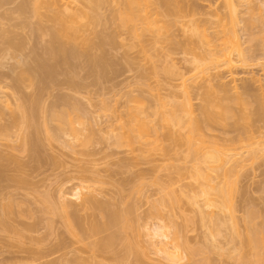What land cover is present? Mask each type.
<instances>
[{
    "label": "rangeland",
    "instance_id": "rangeland-1",
    "mask_svg": "<svg viewBox=\"0 0 264 264\" xmlns=\"http://www.w3.org/2000/svg\"><path fill=\"white\" fill-rule=\"evenodd\" d=\"M29 1L30 0H23V1L13 0V2L9 1L8 4L6 2V4L0 5L1 6L0 15L2 14V17L0 16L1 17L0 19L2 20L1 22H3V23L0 22V24L5 25L4 22L6 23L8 20L9 23H12V24L7 23L8 25H10V29L11 28H13L12 30L15 29V31H12V32L15 34L17 32V35H18L17 37H19L23 41L22 48H18L19 50H17L16 48L15 49L16 51L14 52H13L14 49L13 50L10 49L9 50L10 53L8 52L9 53L8 56H7V50H6L7 48L5 49L6 51L3 49V47L6 45L0 42L2 45H4V46H0V50H1V47L3 49V51L1 50L0 52V59H1L0 61V85H1V88L2 86L5 87L4 89L3 88L2 89L3 91H7L6 93L8 94V97H9L6 99L7 94L5 95V92H4V96H5L4 97V96H1V92H0V97L2 101L4 99L5 101L7 100V102L13 101V99L15 100L17 99V97H19L18 99L22 100L21 97L26 98L28 96H25V95H31L33 91L38 92L35 90L38 84H35V86L31 84L33 83V80L37 82L35 80L36 79L35 76H37L36 75L37 72L36 74L33 75V80L31 82V80H28L29 78L31 79V77L25 75L26 73L25 71H19V70L27 69V73L29 72L28 73L29 75L32 72V70L35 69L34 71H37V67L35 66L36 64L34 65L35 62L32 60L33 58L30 59L31 57L29 55L32 56L31 53L32 52L34 53L35 50H36L35 51L36 53L38 52L40 55H43L45 51H49L52 49L53 45L49 41L50 39L48 36L49 30H47L48 29L47 27L51 26L50 25L52 23L51 18L53 17L56 11L58 10L64 11L63 3H66L68 1L69 2L75 1L78 5L79 4L81 5L83 3L81 2V0H46V4L40 10L41 11L40 16H35L34 14L27 13V12H23L19 14L17 12L16 15L12 14L13 12L15 13L17 11L18 7H20L19 3L20 4L23 2L28 3ZM219 5L226 6V0H177L178 9L176 8L177 10H175L176 12L174 14L167 12V10H165L164 8L165 6L161 7V11L163 12L165 16L163 17L160 15L158 17L163 18L164 21H167L165 22L164 28L161 29L163 34L164 33L174 34V35L177 34L178 37L180 38L182 31L184 32V30H186V35L190 36L191 38L189 39L192 40L190 41L191 42L190 44H188L189 41L188 42L185 41L184 49L177 48L178 45H176L175 51L173 50L174 45H171L173 46L171 48V46L169 45L170 44L169 41H162L159 43H154L153 45L144 46L143 48L144 51L140 53L139 47H132L131 45H129V43L133 41L132 39H130L129 29L127 26L120 25V20L118 16L114 17L115 20L112 23L109 20L108 21L110 23L108 21H105L106 24H104L105 22L102 24L103 21H101L99 24L93 25L90 22L86 21L87 23L85 22L83 23L84 26L83 25L81 26V28L83 27L84 28L82 29V31L78 33V37L76 41L75 39L71 41V46L69 45L70 39H67V38L63 39L65 43H66V39L68 41L67 44L65 45L66 48L70 47L69 49H72L73 47L76 46L75 49L79 48L82 50L85 46L83 44L85 43L83 42L84 37H87V36L89 38L94 37L97 40V35L99 37L100 34H102V33L99 34V31L103 32L107 30L106 32H108V29L115 28L116 30L115 29L114 30L117 31L118 34L123 35L117 38L118 40L114 43V45H112L113 43L107 44L102 47L103 48L102 51L98 50L99 53L103 52L102 55L104 58L108 56L107 59H105V63H106V60L109 61L108 59H114L113 61L114 63L112 62V60H110V63H113V65L110 64L109 62L105 64L106 71L104 70L102 72H105V73L107 72V73L103 75L102 80H100V78H97L99 79L98 82L100 83H97V84H95L96 82L94 83V81H96L95 80L96 78L94 77L95 75L93 76V74L98 73L99 72L98 69L96 68L98 71L96 72V70H93L95 69L94 67L92 69L93 70L92 72L91 67L93 66V64L89 62L90 64L89 65L88 63H86V61L84 60L81 61V58H80L79 60L80 62L78 64L79 66H77L75 70H73L74 68L71 70V72L72 71L76 72L75 74L77 75V79H74V80H77V81L79 80V83L83 82L82 84L85 83L84 85L82 84L80 85V87L83 86L80 89L81 92L79 91L80 93L79 92L76 93L75 90L73 89L74 87L70 89L72 85L70 86L65 82L64 78L68 80L67 76L70 75L68 73H71L67 71L65 72L67 76L65 75V73H62L64 75L62 74H59L60 76L58 75L59 80L57 81L58 82L61 81L60 83L57 82L56 84L54 83L51 84L48 82L50 84L49 85L47 83L48 86L47 85L46 86L48 88L46 86H44L45 87L44 89L41 87L42 92L40 94L34 93L35 95H38V94L40 95L39 97L40 101H38V104L40 102L42 107L45 106L46 109H49L50 105L55 104L52 102H55L60 97H63L66 100H69L71 98L70 101H75V99H77L76 102H78L77 103L78 106L79 107L83 106L81 109L85 110L88 116L86 117L88 119L85 118L87 119L85 120V122H84V119H83V122H81L82 120L78 119L76 120L77 122L73 121V123L75 122L74 124L75 126L77 125V128L80 127L79 125H82V126L86 125L87 131L85 129L84 132L83 131L81 132L82 133L81 135L82 137L87 138L85 136V133H86L88 138L86 140L84 138H79L78 141L76 140L72 141V143L69 144V145H72V148L69 145H64V143H62L63 141L62 139L64 137L66 139H69V137L67 136H64L61 140H53V138L51 140V137L47 136V133L48 134L50 133L49 132L50 128L53 129L54 132L56 131L55 133L57 134L59 133L57 131L59 130L57 129L59 128V125L58 126L56 125V123L57 124L59 123L57 122L58 120H56L55 122L56 118L54 120L50 119L52 116L51 112L47 110L49 113L46 114L47 112L45 111L46 110L45 107L43 109L39 107V110L42 109L45 111V113L43 111H39L41 113H38L39 119H40V121L37 119L38 122H41L44 117L51 115L50 117L47 118L46 122H44L45 119L42 121V123L44 122L42 126L45 130L48 126L50 128L48 127L49 129H47L48 132L46 130V133L45 131L44 132L42 131V133L38 131L39 129L42 130V128H39L37 130V132L42 134L40 135L38 133L40 136L37 137L39 138L41 142V143L38 142L39 144H41L40 146L41 150H39L40 148L38 150H36L37 148L35 149L37 152L39 151L38 153L40 155L37 154V152L35 151L38 157H36L37 155H34V154H31L32 155L31 156L29 153L31 151H29V149L27 150L28 147L25 144L24 135L25 136L31 135L30 131L32 132L36 131V130H33V129H36V128H33V126L34 127L37 126L36 125L37 123L33 126H30V125L27 126L28 124L26 125L23 121H21L22 119L20 120V117L18 118L15 115L16 118H18L19 120H15L16 118L14 117L13 118L14 121H12V118H11L10 120L12 122L9 121L11 123L10 124L8 122V119H9L8 114L5 115V113L8 112L11 115L15 113L17 109L13 107L12 108L13 110H12L11 107H9L11 111L10 112L9 110H7L8 107L6 108V106H3L4 104L2 105L4 109H2L1 107L2 102L0 101L1 102L0 112H3V113H0V116H1L0 119H2L0 120V125H1L0 130L1 128L5 127L6 129L5 133L7 132L5 134L7 135V139L4 136V134L0 136L1 137L0 138V152H4L2 153V156L0 157L3 158V155H6L7 153H8L7 155H11V157H9L10 159L9 161L6 160L8 159L7 156L5 157L6 159L0 158L1 167L5 166L3 167L4 170L7 168V166H9V169L7 168L8 170H5V173L7 172V175H5V178L4 176H2L4 179L0 180V184L1 185L3 184L2 186L5 190L4 191L3 188L1 187L4 192L0 190V193H2L0 194V199H4V197L8 198L10 196L12 197V200H15L16 198L17 203H20V204L23 203L21 204L23 206L22 207L15 202L16 200L14 201L15 204H17L16 207L20 206L18 209L16 207H13L12 209L5 207L6 212H7V209H9L8 210L9 212L12 211L10 214L8 212L9 217H7V216H4L5 214L7 215V213H3L5 202L4 203L2 202L5 200H0V202L2 203V204L0 203V264H136L135 260H139V264H255V263L262 264L264 263L262 262V260H264V258L262 257H261L262 259L260 258L259 260L260 263L257 260L259 259L260 256L256 257L257 252L255 253L256 249H254L255 244H256L255 242L256 235H254L253 232L251 231V229L256 227L255 225H257V227L254 228V231H256L255 233H258L259 235H264V233H262L264 232L262 231L264 230V134H262L264 133V127L261 126L262 122H264L262 121L264 119H261V118H264V112L260 111L262 110V106H264V99H262L260 96L261 94L262 96H264V57H261L262 59L256 58L255 56H257L258 52H260V50L256 49L258 51L254 53L249 52V56L251 58L250 62H246L244 64L242 62L241 64V61L238 60L239 57L236 51L234 50L216 51L213 45H211V43H207L206 40L212 36L214 28L206 25L207 27L206 32L208 33V36L202 37L198 35V32H196L197 30L194 29L195 27L193 26V24H191V21L193 19L196 20L200 18L210 17L209 13ZM171 6H169V8ZM261 7L262 9H264V3H261ZM3 9L4 10L8 9V11L11 10L12 13L10 12L9 13L12 14V16L11 15L10 16L13 18L17 16L18 14L17 16L18 18L15 17L13 20H10L12 18L9 19L8 17H6L7 20H5V16L7 15H5L6 14L5 13L4 14L5 16L3 18V13H1V12H4L2 11ZM166 9H168V7H166ZM262 9L260 8V10ZM169 10L170 9H168V11ZM170 11H172V9ZM101 12L103 13L102 15H106L108 17L109 15L108 6L104 5L101 9ZM261 12H264V10H262ZM102 15L101 17H104ZM19 16L21 17L19 18ZM16 18L18 20L19 19L21 20L18 21ZM3 19L5 21H3ZM17 21L18 23H16ZM14 23L18 25L20 24L18 28H14L12 26V25H15L16 27V24ZM36 24L37 26L38 24L42 26V28L38 26L39 28H41L40 31H37L38 29L34 30V28H36L34 27ZM79 24L77 23V25ZM240 24H241V28L239 26L238 27L239 30L242 29L243 23H240ZM6 25H5V28H7ZM144 34H147L145 37H148V34H151V33L149 31L148 32L145 31ZM125 36H126V39H121L122 37H125ZM77 43L78 45L80 44V46H82V44L84 46L83 47L77 46ZM183 44L184 43H182V45ZM249 44L250 43H248L247 45L245 43L244 46H249ZM193 45H195V47L196 46L201 47L199 49L200 51L197 52L196 51L197 49L194 51ZM88 46L86 45L87 49H88ZM169 46L173 51L172 53L171 51H168V53L170 52L169 57L167 56L164 57L165 56L164 51L168 49L167 47ZM190 47L193 49L195 54L196 53L198 54L199 52L200 54L201 52L203 53L202 55H199V57L203 58V59L201 58L200 65L196 68H193L192 70H190L192 67L191 68L189 67L193 65L190 63H187V61L186 62L183 61L184 57H187L185 59L189 58L190 60H192V58L194 57L193 56L194 54L189 55L191 52H189V54L187 52L186 54V51H185L186 48L189 49ZM181 49L184 50V54ZM210 49L212 51H210ZM90 50L91 51H89L88 49L87 51H89L90 53L94 51V49L92 50V48H90ZM145 50L147 51L145 52ZM4 51L6 55L5 53H3ZM11 53L12 55H10ZM253 54H256V55L254 56ZM130 55L133 57H131ZM45 56H46V53L44 57ZM127 57H131L132 59L134 58L133 63L132 61H129V60L127 61ZM20 59L22 60L30 59V61L32 62L27 60L23 64V62L20 61L22 62L23 64L22 65L18 62V60ZM227 59H233V62L231 64H228L226 62ZM252 59L256 61L253 62ZM46 61H47V58L45 59L44 63L48 64L49 63L48 61H50L49 64L50 65L53 64V59L51 58L47 62ZM77 61L76 62L74 61V62L78 63ZM172 63H174L175 67L178 68V71L176 74H171L170 72H168V68L169 69L172 68L169 66H173ZM24 65H26L25 68L23 67ZM153 66H156L159 69L156 70V72H154L153 70H155L156 67L154 68ZM30 67L32 68L36 67V68L32 69ZM74 67H76L75 64H74ZM12 68L13 69L16 68L15 69L16 71L14 70L15 73L13 72L14 76L15 75L17 76L16 72L17 73L19 72L18 77H20V72L21 73L25 72L24 74H21L22 76L24 75V77L21 78L20 82L18 81L20 78L18 80L15 79V77H14L15 80L11 78L13 77V76H10L12 74L11 72L13 70ZM19 68H22V69H19ZM152 68L154 69L152 70ZM142 69H144L145 72L142 71ZM74 72L71 73L72 75L70 77L75 78V75H73ZM141 72L144 73V76L145 75L146 76L141 77L140 75ZM99 76L100 74L98 73L96 77H99ZM25 77H29V78H25ZM57 77L56 79H58ZM101 78H102V75H101ZM81 79L82 81H80ZM16 80L17 82H19V84L16 83ZM54 80H52L51 82H53ZM74 80H72L73 84L75 82ZM138 80L147 82V84L150 85L151 89L150 88L147 89L146 84H144L146 87L144 85H143L144 87L140 86L141 83L139 84V82H137ZM77 81L76 83L79 84ZM245 82H250L252 89H242V86ZM14 84L16 87L11 88L13 87L12 85ZM5 85L9 87L11 85L10 87L11 89H7L9 87H6ZM202 85L205 89H203ZM211 85L214 87V89L212 88ZM17 86L19 87L17 88ZM73 86L76 87V84H74ZM37 87H40V86H37ZM215 87L217 89H215ZM41 88L39 89L40 91H41ZM208 90L210 91V93H207ZM129 92L133 93L134 95L138 94L136 97L141 96L143 97V100H144V97L145 99H148L150 102L146 100L145 102H148V104L146 105L148 106L149 104H151L152 109L157 108L158 106L156 107V105L157 104L159 105L161 102L165 103L164 106H159V108L161 107L160 109L162 111H166L168 113L175 111L176 113H178V116L181 115L182 118L186 117V118H183L184 120L189 117L186 115L188 112L187 110L191 109V111L193 112L192 115L196 118L198 117V119L202 121L201 117L204 118V116L207 114L201 111L204 109V108L202 109L201 107L207 103H208V107L206 105L205 107H207L206 109H208V111L210 112L209 113L208 111H206L207 113H209V115L211 113H213V115L215 114L216 116L217 115L219 116L221 113H224L225 115V111H228L230 112V114L234 112L235 114L241 115V117L233 113V115L235 116H232L229 114L230 117H228V115L226 114L227 118L223 119L224 121H222V123L209 122V120H206L207 123L203 122L200 125L199 135L197 137L199 139L198 141L196 140L197 146L193 144L194 147L190 148L192 144L190 145L189 142L187 143V141H185L186 140L185 134L187 131L185 130V128L186 129L188 128L186 127V125H184V123H183V127H181L182 124L171 125L167 123L166 121L161 120L160 122H162L163 123L162 124V123H159L158 121V119L160 118V117L158 118V115H157L158 119L155 116V118L157 119V122H156V120L154 119V116L151 117L152 114L147 112L146 114L148 115L149 113L150 115L149 118L151 119L153 118L152 120L153 121L155 120V122L158 123L157 128L159 127L161 128L158 129L159 136L157 135L158 137H156L157 142L153 141L156 135L154 136L152 134L154 137L151 135L152 136L151 140L156 144H153V145L152 144L146 145L147 143L145 144L142 143L141 145L134 144L135 148L138 145L142 146L140 147L142 148V150L140 149L141 151H139V149L136 150L135 148L131 149L130 147H127L128 145L124 146L123 145L124 143L123 144L121 143L122 145L118 144L119 142H116V139H115L116 136L114 137L113 135L116 132L114 131V129L115 128L117 129L116 124H118L117 122L116 124L114 123L115 121L114 117H117L116 120H118L119 116H122V115L125 116L126 109L121 107V105L126 100V97L129 95ZM126 93H128V95H125ZM237 95L242 100L240 102L239 101L240 99H238L234 103L232 101L233 99L231 100L229 97L234 98L235 96L237 97ZM227 97L230 99V101L229 100H224V101H228L227 102L228 104L230 103L229 109L224 110V108L227 107L228 105L225 106L224 108L218 107L216 105L220 103L218 101L219 98L224 99ZM24 98H23V101L25 100ZM72 98L74 100H72ZM98 98L100 100L101 98H105L107 101L111 100L112 106L115 107V109L113 107L114 111L116 110L117 107L119 106L120 107L117 108L115 113L112 114L110 113V110L112 109V107H110L111 105L109 106L110 110L108 108H106L108 110L102 108L101 105L106 102L102 103V101H99ZM133 98L134 97L132 96V99ZM159 98H160L159 100L160 103L159 101L157 102L156 100ZM205 98H207V100L209 99L208 101H210L211 99L212 100L214 99V101L205 102L207 101ZM90 100H92V102H90ZM116 100L117 102H115ZM135 101L136 100L132 102H135ZM13 102L12 103L9 102V104L11 103L10 106H14L12 105ZM173 102L174 103L177 102L178 105L177 104L172 105ZM185 103L186 104L188 103L187 105H190V107H188L187 110H185L186 109ZM201 103H203L204 105H202ZM107 104L108 103H106V106H108ZM131 104L134 105L136 103H131ZM182 104H183V107H182ZM68 109H67V112H69ZM38 114L36 113L37 117H38ZM69 114L72 117L75 116L72 114V112H69L68 117H69ZM93 116H95V118ZM181 116L179 117L181 118ZM225 116H222V118H225ZM206 118L207 117H205L203 121H205ZM222 118L220 119L222 120ZM236 118L239 120L237 123L235 122ZM259 121H261L260 122L261 124L259 123ZM47 122H48V126L46 125ZM79 122L81 124H78ZM91 122H92V125H91ZM93 122L95 124H93ZM12 123L15 125L13 126ZM22 123H24L26 126L23 125ZM89 123L91 125L90 128L88 125ZM108 124H110L111 126L115 128L111 129V127H108L109 126ZM2 125L4 126L2 127ZM8 125L12 126L11 128L12 130L8 127ZM82 126L81 128H83L84 130V127ZM31 127L33 129H30ZM107 127L111 131L110 130L107 131L108 129ZM8 128L11 131H8ZM233 128L234 130H232ZM51 129L50 131L52 134L54 132ZM100 129L102 132L100 131ZM80 130L78 129L79 132ZM112 130L114 133L112 132ZM227 130H230L231 134L230 132L228 133ZM245 130L249 131V135H246L248 133L245 132ZM9 132L11 133L8 136ZM60 132L62 133V131ZM110 132L112 133V135H110L111 134ZM232 132H233V135H232ZM243 132L244 134L246 133L245 134L246 139L243 138L244 140L243 141L241 140L242 142L239 141V142H236L235 144L233 143L232 147H236L234 148V150L235 149L236 150L234 152H231L230 150L233 151L230 145L232 142L230 140L231 143H229V140L227 141V139L230 138L231 136L233 137L236 133H237L236 134L237 137H238V134L239 136L242 137L244 135ZM33 133H32V136H33ZM43 133H44V136H43ZM98 133L100 134L102 133L104 136H106V138L104 137L105 140L103 139V135L101 134V138H100L99 136L100 134ZM183 133L185 134L183 135ZM34 134L35 136L37 135L36 133ZM229 135L231 136L229 137ZM89 136H92L93 140H90L91 142L87 143V140L90 139ZM110 136H113V137L111 138ZM247 136H250V138L247 139ZM26 137L28 138V136ZM45 138H47L48 140ZM82 139H84L85 141ZM113 139H115V142ZM132 146L133 145H131V147ZM196 147L198 149H195ZM229 148L231 149L228 150ZM189 150H191V152ZM206 152L207 153L221 152L224 155V159L219 161L217 164L211 163V162L206 163L204 161H201L202 156H204L203 153H206ZM230 152L232 154L236 152V155H234L235 157L234 156L232 157ZM4 159L5 161L8 162L7 166H6V162L4 161ZM3 161L5 164L3 163ZM18 164H21V166ZM197 166H201L202 168L201 169L203 171L202 177H199L196 175L197 172L195 169ZM8 172H9V177H8ZM10 174L13 176H11ZM16 175L17 177L18 175L24 177V179H26L24 180L25 183H22L24 182L23 179L22 181H18L17 179H19L20 176L17 178ZM6 176L8 178H11V179H8V181L11 180V184L8 181L5 184L3 183L5 180H7ZM86 176L88 180L86 179ZM14 177L16 178L17 181L15 180ZM81 178H83V180H81ZM89 178L90 179L92 178L94 180H90ZM85 179L88 182L85 181ZM99 179H102V183L100 182L101 180L98 181ZM106 179L108 180L107 181L108 183L105 181ZM96 180L98 181V183L96 182ZM12 181H15V182L13 183ZM29 181H31L30 184H28ZM89 182L90 184L91 183L93 184L89 185ZM15 184L19 185V189H21L22 192L17 188V185ZM25 184H27L26 187L24 186ZM231 184L233 185L231 186ZM57 185H59L58 188L62 186L64 189L65 188L67 189L65 190L67 191L66 192L68 196L67 198H69L68 202L71 201L72 203L74 202V204L79 203L78 204L79 206L76 205L75 207L77 209L76 211L79 210L77 214H75V216L76 215L78 216L77 219L80 221V223L74 224L73 222L74 227H73V224L72 225L68 224L69 225L68 226L67 223L63 221L66 219L63 217L65 216L63 214V211H61L60 208L58 207L60 201L57 200V197H56L58 196L57 194L58 192H56ZM85 185H87V187L94 186L95 187L94 190L95 189L97 190L99 189V190L98 191L95 190V192H93L94 191L93 190L92 192H90L91 191L90 187L86 188ZM120 185L124 187L122 191H120V189L122 188V186ZM83 186H85V188ZM164 187H168L171 189L174 188L173 191L176 193L175 196L177 197L176 201H179V203L177 204V207L175 204V208L172 209L173 213L170 211V208L168 206L163 207L159 212H156L151 209L150 201H153V199L157 200ZM229 187H232L231 188L232 192L230 191ZM219 188H223L222 194L221 192L219 194L220 190L218 192L216 191ZM205 189L208 191L210 190L211 193H209V195H212V196L209 197V195H206L210 199L209 198L206 199L204 195L202 194V191ZM9 190L13 192L11 193ZM27 190L30 191L31 195L33 194L32 197L33 198L35 197L34 199L29 198L31 196ZM24 191L26 194L27 193L28 194L27 195L24 194ZM6 192L9 195H6L7 194ZM47 192L51 194L56 193L54 196L52 195L51 196L56 197L54 200L59 201V202L54 201V205H55L54 208L56 209L57 213L56 211L53 213L49 212L47 208L42 203H40V200H38L40 196L43 195L42 193L47 194ZM75 192H78V194ZM83 193H85L86 195L89 193L88 196L93 195L91 197L92 198L95 197V199L98 198L97 199L98 202L104 201V204L110 203L109 205L114 209L116 208L121 209V210L125 209L128 211L131 209L129 216L132 217V214H133L132 218L134 220L131 218L132 221L135 222L136 219H139L140 221V223H138L140 226L139 233L138 232L136 233L135 231L134 233L132 232L131 234L130 232L129 234L128 232L130 230H127L128 232L127 231H125V233L122 232L123 234L122 235L120 227L119 228L117 227V226H120V224L117 222L113 223V224H116V228L120 231H118L115 227H112V228L110 227V229H108L107 231L102 230V232L104 231L103 233L108 232L109 235L111 234L109 238L113 240V243L112 242L110 243L112 245H108V247L110 246L108 249L105 246L106 240H104L105 243L102 242L105 235H106L105 238L107 239V241L109 240V238H107L108 234H102L100 231V234L96 232L98 235L97 234L93 235L92 232H95V231L91 232L90 231L91 228L89 229V227H91V223H93L92 220L95 219L94 226L96 225L99 226L102 224V222H105V221H101V219L104 220L106 218V215L104 214L105 216L102 217L103 216L102 213H104L102 208L100 210H97V209L95 210L96 206H93L94 202L92 205L93 207L92 206L86 207L85 205H89V203L88 204L86 203L82 207V209L79 208L80 203H81L80 202L81 196L84 197ZM20 194L21 195L23 194V196H21ZM21 197H23V199L24 198H28V199L27 201L26 199L22 200ZM193 198L196 199L198 205L200 206L202 205V207H204V211L211 214V216L213 217L212 221H210V219H207L210 225L208 223H207L208 225L206 224L207 221L204 222L205 225H203V223L200 221L201 220L199 217L200 214L198 213V210H197L198 205L193 203ZM30 200H31V203L29 202ZM206 200L213 201L214 205L212 204L211 201H210L211 203L210 204ZM33 201H35V203ZM28 202L33 205H30ZM98 202L97 203L95 202V203L98 204ZM55 203L56 204L58 203V205H56ZM27 204L30 206H28ZM74 204L72 205L75 206ZM100 204L102 205L103 202ZM208 204L210 205V207L207 206ZM59 206L61 207V204ZM106 206L107 205H105L104 207ZM219 206L222 207V210L219 209L221 208ZM2 207H3V210H2ZM21 208L23 210L20 211ZM25 208H26V211L29 209L28 211H30V213L28 211L26 212ZM42 208L45 209V212H43ZM40 210L42 211L40 212ZM58 210L61 211L62 213L60 212L58 214L59 212ZM132 210L134 213L131 212ZM24 211L25 213H23ZM78 213L80 216L78 215ZM254 213L255 215L257 213V216H255ZM151 214H153L154 217ZM66 216H67V213H66ZM219 216H221V219L225 217L224 221L226 222V224L224 227H223V224L222 226L220 225L218 226L217 217ZM5 217L7 218L5 219ZM71 218L73 217L70 216V219H68V223L70 222L69 220L73 221V219ZM2 219H5L4 221H6L9 224H7L6 222L5 224L4 221L1 222ZM77 219L75 217L74 221L78 222ZM229 219L231 221H229ZM96 221L97 222L99 221V222L96 223ZM139 221H136V222H139ZM231 222H234L236 224V229L238 232L232 233V231H229V228L231 230V227H230L231 226L230 224H232ZM29 223L31 227L29 229L31 230L27 229L28 228L27 224L29 225ZM158 223L159 224L163 223L167 225V228L165 227L164 231L170 236L167 238L168 240L166 238L165 239L163 238L162 240L165 243L168 241L169 244L167 245L163 242L162 243L163 245L165 244V246L166 245L168 246L170 252L174 254H178L177 256L178 258L174 257L171 259V257H173L172 254L170 255V258L169 257L165 258L163 256V253H161L162 252L161 248H163L162 247L163 245L160 242H158L159 244L157 246L155 245L156 247L154 246V241L157 242L161 240L151 239L149 235H147L146 233L147 229L149 228L152 230L154 226L157 225ZM171 223H173V225L175 223L174 225L175 228L178 226L180 227V229L178 228L180 232L179 234L177 233L178 236H176L175 234V232H178V231L174 232V230L176 229L172 228L173 225ZM113 224L111 226H115ZM170 224L172 226L168 227V225L170 226ZM176 224L178 225L176 226ZM214 224L215 226H213ZM7 225H9V228H7L8 227ZM35 225H36V231L34 230L33 232H31L33 229H35L34 228ZM39 225L41 228L40 227L37 228ZM144 225L147 226V229L144 227ZM252 225L254 227H252ZM10 226H12L13 229H11ZM70 226H72L75 229H71ZM107 226L109 227L110 224H108ZM217 226L220 229H222L221 230L222 233L220 234V236L211 238L212 240L210 242L213 243V246H212V243L209 242V232L210 231L216 232ZM114 228L121 234L120 235L121 240L120 238H118L119 235L116 236L117 239H115V236H113L114 234L110 233L111 230H113ZM115 229L113 231H116ZM38 230L39 232H37ZM173 232L175 235L172 234ZM127 233L128 235H126ZM90 234L93 237L95 236L94 237L95 239L93 237H90ZM173 235L176 237H174ZM96 236H100L98 237L99 239L96 238ZM111 236H113L115 240ZM122 236H124L125 238ZM126 237H127V240L130 239L129 241L132 240L137 243L136 244L138 247L137 250H134L131 252L124 251L122 245H123L124 239L126 240ZM92 239L94 241H91ZM96 241L102 242V244L104 243L105 248H103L102 246L99 247L100 244L98 246L95 245L96 243H98ZM110 241L111 240H109L108 243ZM91 244H94V245H91ZM55 247H57V249ZM258 247H259L258 248L259 249L258 252H259L260 248L264 247V244L259 245ZM53 248L56 249V252L53 250ZM262 250H264V248H262ZM48 251L50 252L52 251V252L49 253ZM46 252L48 253V255H45L47 254ZM63 252L68 254V258H67V255L65 254L66 259L68 260H66L65 257L63 258L64 254L62 255V257L60 256ZM70 253H73V254H70ZM69 255L71 256V258ZM59 257H61L62 260Z\"/></svg>",
    "mask_w": 264,
    "mask_h": 264
},
{
    "label": "bare ground",
    "instance_id": "bare-ground-1",
    "mask_svg": "<svg viewBox=\"0 0 264 264\" xmlns=\"http://www.w3.org/2000/svg\"><path fill=\"white\" fill-rule=\"evenodd\" d=\"M9 1H11V2H13V0H0V5H4V4H6V2H7V4H8V2ZM15 1V0H14ZM23 1V0H22ZM4 2V3H3ZM25 2H27V1H25ZM25 2H23V3H19V6L20 7H18V9H17V11L14 13H12L11 12V10H9L8 11V9H6V10H2V11H4V12H1V13H3V18H4V16L5 15H7V16H5V20H7L6 19V17H8L9 19L10 18H12V19H10V20H13L15 17H17L18 16V14L19 13H23V12H27V13H31V14H34L35 16H40L41 15V9L43 8V6L46 4V0H30L28 3H25ZM81 2H83L81 5L79 4H77L75 1H71V2H66V3H63V5H64V11H61V10H58V11H56L55 12V14L53 15V17L51 18V22L53 23H51L50 25L51 26H49V27H47L48 29L47 30H49V33H48V36H49V41H50V43L53 45V47H52V49L51 50H49V51H45V53H46V56L44 57V55H45V53L43 54V55H40L38 52V54L34 51V53L32 52L31 54H32V56L31 55H29L31 58L30 59H32L34 62V65L37 67V71H34V70H32V72L31 73H33V74H31L30 73V75L27 73V69L26 70H19V71H25V72H20V77H18V73L16 72V74H17V76L15 75L14 76V73H15V69H13L11 72H12V74L10 75V76H13V77H11V78H13V80H15V79H19L18 81L20 82V80H21V78H23L24 77V75L22 76L21 74H24L25 73V75H27V76H30L31 77V79L29 78V77H25V78H29L28 80H31V82H32V80H33V75L34 74H36V72H37V76H35L36 77V81L37 82H35L34 80H33V83H31V84H33V86H35V84H38L37 86H40V87H37L36 86V88H38V89H36L35 87V90L36 91H38V92H34L33 91V93H31V95H25V96H28V97H26V98H24L25 100L23 101V98L21 97V99L22 100H20V99H18L19 97H17V99H13V101H8L7 102V100L5 101V99L2 101L1 100V97H0V101L2 102V104H1V107H2V109H4L3 108V106H6V108H7V110H9L10 111V109H9V107H11V109L14 107L15 109H17L16 111H15V113H13V114H9L8 112H6L5 113V115H7L8 114V117H9V119H8V122L9 121H11L10 119L12 118V121H14L13 120V118L15 117L16 118V116L19 118L20 117V120L21 121H23L27 126H33V125H35L36 123V125L37 126H33V128H36V129H33L32 127L30 128V129H33V130H36V131H33L34 133H36L37 135L35 136V134L32 132V131H30V129H29V131L31 132V135H26V136H28V138L24 135V137L26 138H24V141H25V144L27 145V150L29 149V151H31V152H29L30 153V155L31 154H34V155H37V154H39L36 150H38L39 148V150H41V144H39V143H41L40 142V140H39V138H37V137H39L40 135H42L41 133H42V131L44 132L45 131V133H46V130L47 129H49L50 127L48 126V122L46 123V125L49 127H47L46 128V130L43 128V124H44V122H46V120H47V118L48 117H50L51 115V120H54L55 118V122H56V120H58L57 122L59 123V124H57L56 123V125L58 126L59 125V128H57V129H59L60 131H62V133L59 131V130H57L59 133L57 134V133H55L54 132V130L53 129H51L54 133H52L51 134V131H50V129H49V134L47 133V136H49V137H51V140H52V138H53V140H61L64 136H67V137H69V139H66L65 137L62 139L63 141H62V143H64V145H69V144H71L72 143V141H74V140H76V141H78V139L79 138H84V137H82V131L84 132L85 131V129L87 128V126L85 125V126H82V125H79L80 127H78L77 128V125L75 126V122H77L76 120H78V119H80V120H82L81 122H83V119H84V122H85V120H87L88 118V116H87V113L85 112V110L84 109H81L82 107L80 106H78V102H76V100L77 99H75V97H74V99H75V101H70V97H68V98H70L69 100H66L65 98H63V97H60V98H58L55 102H52V103H55V104H52V105H50L49 107V109H46V107L45 106H43L42 107V105L40 104V102H39V104H38V101H40L39 99V97H40V93L42 92V88L44 89L45 87L44 86H48V84L49 83H51V84H56L58 81L57 80H59V74H62V73H65L66 71L67 72H71V70L73 69V70H75V68H77V66H79L78 64H79V60H80V58H81V61L82 60H84V61H86V63H88L89 64V62L90 63H92L93 64V66L91 67V70L95 67V69H93V70H96V72H98L99 74H100V76L99 77H96L97 75H98V73H96V72H94V73H96V74H93V76L96 78L95 80L96 81H94V83L95 84H97V83H100V82H98L99 81V79H97V78H100V80H102L103 79V75L104 74H106L105 72H102V71H106V67H105V64L107 63V62H109L110 63V60H112V62L114 61V59H108L109 61H107L106 60V63H105V59H107V57H103V52L102 53H99V51L98 50H101L102 51V47L104 46V45H107V44H112V45H114V43L118 40L117 38H119V36H123L122 34H118L117 33V31H115L116 29L115 28H110V29H108V32H106L107 30H105V31H103V32H100L99 31V34L100 33H102V34H100V36L98 37V35H97V40L94 38V37H84V39H83V42H85V43H81L82 44V46H80V44L78 45V43H77V46H80V47H83L84 46V48L83 49H85V47H86V45L88 46V49H89V51H91L90 50V48H92V50L94 49V51L93 52H89V51H87L88 49H87V47H86V49L85 50H81V49H79V48H76L75 49V47H73L72 49H69L68 47L66 48V44H67V39H70V46H71V41L72 40H74L75 39V41H76V39H77V37H78V33L80 32V31H82V29L84 28H81V26L83 25V23H85L86 21L87 22H90L91 24H93V25H96V24H99L101 21H103L102 22V24L105 22V21H111V23L115 20V18L114 17H116V16H118L119 17V20H120V25L121 26H127L128 27V29H129V34H130V39H132L133 41L131 42V43H129V45H131L132 47H139V52L141 53L142 51H144V46H146V45H153L154 43H159V42H162V41H169L170 42V46L171 45H174V48H173V50L175 51V46L176 45H178V47L177 48H182V49H184V45H185V41H189V43L188 44H190L191 42L190 41H192V40H190L189 38H191L190 36H188V35H186V30H184V32L182 31V34H181V36H180V38L178 37V35L176 34V35H174V34H167V33H164L163 34V32L161 31V29L162 28H164V26H165V22H167V21H164L163 20V18H160V17H158V16H165L164 14H163V12L161 11V7H164L165 8V10H167V12H169V13H175L176 11L175 10H177L178 8H177V0H81ZM261 3H264V0H226V6L225 5H219V6H217L216 8H214L209 14H210V17H208V18H200V19H196V20H192L191 21V24H193V26L195 27L194 29L195 30H197L196 32H198V35H200V36H202V37H206V36H208V33L206 32V29H207V27H206V25H208L209 27H212V28H214L213 29V34H212V36L211 37H209L206 41H207V43H211V45H213V47H214V49L216 50V51H226V50H234V51H236L237 53H238V60L239 61H241V64H242V62H243V64L244 63H246V62H250V60H251V58H250V56H249V52H252V53H254V52H256V51H258V50H260V52H258V57L257 56H255L256 54H253L256 58H261V57H264V12H261L262 10H264V9H262V7H261ZM104 5H107L108 6V12H109V15H108V17L106 16V15H102L103 13L101 12V9H102V7L104 6ZM172 5V6H171ZM169 6H171L170 8H169ZM1 7V6H0ZM166 7H168V9H172V11H168V9H166ZM226 7H227V9H226ZM177 8V9H176ZM260 8L262 9V10H260ZM10 9V8H9ZM14 9V8H13ZM15 10V9H14ZM6 11V12H5ZM28 11H30V12H28ZM12 13V14H15L16 15V13L18 12V14H17V16H15L14 18L13 17H11L12 16V14H10V13ZM6 13V14H5ZM8 13V14H7ZM5 14V15H4ZM11 15V16H10ZM21 15V14H20ZM27 15H29V14H27ZM101 15L102 16H104V17H101ZM1 17H2V14L0 15ZM10 16V17H9ZM33 16V15H32ZM0 17V18H1ZM21 16H19V18H20ZM30 17H31V15H30ZM18 18V17H17ZM16 18V19H17ZM111 18V19H110ZM4 19H3V21H5ZM18 20V19H17ZM21 19H19L18 21H20ZM2 20L0 19V22H1ZM18 21L16 22V23H18ZM78 21V22H77ZM108 21V22H109ZM173 21H175V20H173ZM86 22V23H87ZM107 22V23H108ZM1 23H3V22H1ZM12 24V23H9V21L7 20V22L5 23L4 22V24L6 25V24ZM16 23H14V24H16ZM77 23L79 24V25H77ZM110 23V22H109ZM240 23H243V25H242V29H240L239 30V26H240V28H241V24ZM6 25L7 26V28H5V25H3V24H0V42H2V44H4V45H6V46H4V45H2L1 43H0V46H4L3 47V49L5 50L6 48V50H7V56H8V54L10 53V49H14L13 50V52L14 51H16L15 49L17 48V50H19L18 48H22V44H23V41H22V39H20L19 37H17L18 35H17V32H16V34L15 33H13L12 31H15V29L14 30H12L13 28H11L10 29V25ZM22 24V23H21ZM104 24H106V22L104 23ZM240 24V25H239ZM20 25V24H19ZM18 24H16V27H15V25H12L14 28H18V26H19ZM34 25V24H33ZM22 26V25H21ZM32 26V25H31ZM38 26H40L39 24H38ZM37 26V24L34 26V27H36V28H34V30L36 29H38L37 31H40V29L42 28V26H40L41 28H39ZM84 26V25H83ZM25 27V26H24ZM33 27V26H32ZM166 28V27H165ZM115 29V30H114ZM33 30V29H32ZM85 30V29H84ZM114 30V31H113ZM241 30H242V32H241ZM145 31H149L151 34H148V37H145L147 34H144L145 33ZM33 32V31H32ZM106 32V33H105ZM13 33V34H12ZM117 33V34H116ZM20 34V33H19ZM13 35H15V36H13ZM164 35V36H163ZM26 37V36H25ZM65 38H67L66 39V43H65V41L63 40V39H65ZM94 38V39H93ZM163 38V39H162ZM25 39V38H24ZM121 39H126V36L125 37H122ZM93 40V41H92ZM25 41V40H24ZM95 41V42H94ZM175 44H174V43ZM186 42V43H187ZM73 43H74V41H73ZM173 43V44H172ZM182 43H184L183 45H182ZM245 43L248 45V43H250L249 44V46H244L245 45ZM254 44V46H253V44ZM117 44V43H116ZM20 45H21V47H20ZM252 45V46H251ZM92 46V47H91ZM170 46L169 47H167L168 49H166L165 51H164V53H165V56L164 57H169V53H168V51H171V53H172V47L173 46H171V48H170ZM180 46V47H179ZM182 46V47H181ZM194 47V51L196 50L197 52L198 51H200L199 49L201 48V47H195V45H193ZM106 47V46H105ZM191 48V47H190ZM187 49L186 48V54H187V52H188V54H189V52H191L189 55H191V54H194L193 56V58H192V60H190L189 58V60L188 59H185V58H187V57H184V60L183 61H187V63H190V64H192L193 66H190L189 68H191L190 70H192L193 68H196V67H198L199 65H200V61H201V58L202 57H199V55H202L203 53L201 52V54H200V52L197 54H195V52L193 51V49H192V51H193V53H192V51H191V49ZM3 49H2V47H1V50L3 51ZM170 49V50H169ZM181 49V50H182ZM256 49H258V50H256ZM1 50H0V52H1ZM5 50V51H6ZM106 50V49H105ZM255 50V51H254ZM5 51L3 52V53H5ZM38 51V50H37ZM98 51V52H97ZM100 51V52H101ZM147 50H145V52H146ZM183 51V54H184V50H182ZM210 51H212L211 49H210ZM248 51V52H247ZM9 52V53H8ZM42 52H44V51H42ZM42 52H40V53H42ZM48 52V53H47ZM105 52V51H104ZM107 52V51H106ZM163 53V54H164ZM5 55H6V53H5ZM10 55H12V53L10 54ZM105 55V54H104ZM108 55V54H107ZM222 55V54H221ZM260 55V56H259ZM3 56V55H2ZM106 56V55H105ZM129 56V55H128ZM131 56V55H130ZM187 56V55H186ZM131 57H133V56H131ZM131 57H127V61L129 60V61H132V63H133V59L131 58ZM255 57H253V58H255ZM2 58V57H1ZM25 58V57H24ZM47 58V61L48 60H50V58L51 59H53V64H49L50 63V61H48L49 63V65L48 64H46V63H44V61H45V59ZM85 58V59H84ZM110 58V57H109ZM23 59V58H22ZM22 59H20V60H18V62L20 63V64H22V62H23V64L28 60V59H26V60H22ZM30 59L28 60V61H30ZM36 61H35V60ZM44 59V60H43ZM203 59V58H202ZM262 59V58H261ZM39 60V61H38ZM78 60V61H77ZM237 60V61H238ZM0 61H1V59H0ZM20 61H22V62H20ZM46 61V62H47ZM77 61L78 63H75V62ZM88 61V62H87ZM238 61V62H239ZM252 61L254 62V61H256V60H253L252 59ZM30 62H32V61H30ZM71 62H72V64H71ZM226 62L228 63V64H231L232 62H233V59H227L226 60ZM51 63H52V61H51ZM114 63V62H113ZM113 63H110V64H112L113 65ZM252 63V62H251ZM22 64V65H23ZM38 64V65H37ZM74 64H75V66L76 67H74ZM171 64V63H170ZM173 64V66H169V67H172L171 69H169L168 68V72H170L171 74H176L177 73V71H178V68H176L175 67V65H174V63H172ZM32 65V64H31ZM90 65V64H89ZM128 65V64H127ZM134 65V64H133ZM25 66L26 65H24L23 67L25 68ZM28 66H29V64H28ZM107 66V65H106ZM140 66V65H139ZM138 66V67H139ZM21 67V66H20ZM36 67H33V68H36ZM141 67V66H140ZM154 68L156 67V66H153ZM178 67V66H177ZM30 68H32V67H30ZM32 68V69H33ZM98 69V71H97V69ZM154 68H152V70L154 69ZM188 68V69H189ZM19 69H22V68H19ZM159 68H155V70H153L154 72H156V70H158ZM177 69V70H176ZM10 70V69H9ZM15 70V71H14ZM93 70H92V72H93ZM146 70V69H145ZM101 71V72H100ZM142 71H144V69H142ZM14 72V73H13ZM35 72V73H34ZM72 72H74V71H72ZM71 72V73H72ZM145 72V71H144ZM10 73V72H9ZM71 73H68V74H70V75H66V73H65V75L67 76V79L68 80H66L65 78H64V80H65V82L68 84V85H72V87H70V89H72L73 87V89L75 90V92L77 93V92H79L80 91V89L83 87H80V85L83 83V82H81V83H79V80L77 81V80H74V79H77V75L75 74L76 72H74V74L73 75H75V78H73V77H70L72 74ZM59 75V76H58ZM62 75H64V74H62ZM61 75V76H62ZM101 75H102V78H101ZM141 77L142 76H144V73H142L141 72ZM7 76V75H6ZM5 76V77H6ZM58 76V77H57ZM146 76V75H145ZM144 76V77H145ZM14 77H15V79H14ZM56 77L58 78V79H56ZM64 77V76H63ZM106 77H107V75H106ZM54 78H55V80H56V82H55V80H54ZM104 78H105V76H104ZM12 80V79H11ZM17 80H16V83H18L19 84V82H17ZM52 80H54L53 82H51ZM72 80H74L75 82H74V84H76V87L75 86H73L74 84H73V81ZM94 80V79H93ZM76 81L79 83V84H77L76 83ZM80 81H82V79L80 80ZM83 81H84V79H83ZM49 82V83H48ZM61 82V81H60ZM60 82H58V83H60ZM69 82V83H68ZM137 82H139V84L141 83V85L140 86H142V87H144L145 85L144 84H146L147 85V89L148 88H150V85L149 84H147V82H145V81H140V80H138ZM145 82V83H144ZM48 83V84H47ZM85 84V83H84ZM84 84H82V85H84ZM50 85V84H49ZM58 85V84H57ZM78 85V86H77ZM144 85V86H143ZM149 85V86H148ZM6 86V85H5ZM13 87H11V85H10V87L11 88H15L16 86H15V84L14 85H12ZM46 86V87H47ZM212 86V85H211ZM210 86V87H211ZM6 87H9V86H6ZM7 88V89H11V88ZM19 86H17V88H18ZM42 87V88H41ZM146 87V86H145ZM202 87H203V85H202ZM202 87H201V89H202ZM205 87H206V85H205ZM208 87H209V85H208ZM2 88L4 89L5 87L4 86H2ZM1 88V85H0V90H2L3 91V89ZM41 88V91L39 90ZM48 88V87H47ZM77 88V89H76ZM212 88L214 89V87L212 86ZM240 88V87H239ZM151 89V88H150ZM199 89V88H198ZM203 89H205L204 87H203ZM206 89H208V88H206ZM210 89V88H209ZM215 89H217L216 87H215ZM222 89V88H221ZM242 89H252V87H251V84H250V82H245L244 84H243V86H242ZM6 90V89H5ZM73 90V91H74ZM0 91L1 92V96H4V92H5V95L7 94L6 92L7 91ZM14 91V90H13ZM209 91V90H208ZM207 91V93H210V91L208 92ZM15 92V91H14ZM81 92V91H80ZM79 92V93H80ZM2 93H3V95H2ZM13 93V92H12ZM36 93H39L38 95H35ZM15 94V93H14ZM34 94V95H33ZM130 94H132V95H130ZM125 95H128V93H126ZM130 95V96H129ZM129 97L127 96L126 97V100L124 101V103L121 105V107H123V108H125L126 110H125V116L124 115H122V116H119L118 117V120H116L117 119V117H114V119H115V121H114V123L116 124V122L118 123V124H116V127H117V129L115 128V127H113V126H111L110 124H108L107 126L108 127H111V129H113V128H115L114 129V131H116L115 133L113 132V130H112V132L114 133L113 135H114V137L116 136V142H119L118 144H120V145H122L123 143V145L125 146V145H128L127 147H130L131 149L132 148H135L134 146V144H139V145H141L142 143H147L146 145H153V144H156V143H154V142H157V138L156 137H158L159 135H158V133H159V131H158V129L159 128H161V127H159V128H157V126H158V123H156L157 122V119H158V121H159V123H162V122H160L161 120L162 121H166L167 123H169V124H171V125H177V124H182V126L181 127H183V123H184V125H186V127L188 128V129H186L185 128V130H187L186 131V134L185 133H183V135L185 134V136H186V138H185V136H184V138L186 139L185 141H187V143L189 142V144L191 145H189L190 146V148H192V147H194V145H196L197 146V141H198V139L199 138H197L198 137V135H199V129H200V125L204 122V123H207V121L206 120H209V122H216V123H222V121H224L223 119H226L227 118V115H228V117H230V115H232V116H235V115H238V114H235L234 112V114L235 115H233V113H232V111H231V113L232 114H230V112H228V111H225V115H224V113H221L219 116L217 115H213V113H211L210 115H209V111H208V109H206L207 107H208V103L207 104H205V102H210V101H214V99L212 100H210V101H208L207 100V98H205L207 101H205L204 102V104L207 106V107H205V105L203 104V103H201L202 105H204V106H202L201 107V105H200V107L203 109V110H201L203 113H206L207 115H205L204 116V118L205 117H207L206 119H205V121H203L204 120V118H202L201 117V119H202V121L201 120H199L198 119V117L196 118V117H194L192 114H193V112L191 111V109L190 110H187V108L188 107H190V105H187L186 103V109L185 110H187L188 112H187V116H189L187 119H183V118H186V117H183L182 118V116L181 115H179V116H181V118L178 116V113H176L175 111L174 112H166V111H162L160 108H159V106H164V104L165 103H163V102H161L160 103V98L159 99H156L157 100V102L159 101V105L157 104L156 105V107L157 108H155V106H154V108L155 109H152L151 107H152V105L151 104H149L148 106L146 105V104H148V102H150L148 99H145V97H144V100H143V97H141V96H139V97H136L137 95L135 94H133V93H130L129 92ZM17 96H19V95H17ZM38 96V97H37ZM132 96L134 97L133 99H132ZM261 96V98L262 99H264V96H262V94L260 95ZM5 97V96H4ZM15 97V96H14ZM65 97V96H64ZM67 97V96H66ZM141 97V98H140ZM7 98H9L8 97V94L6 95V99ZM16 98V97H15ZM87 98V97H86ZM88 98H89V96H88ZM87 98V99H88ZM100 98V97H99ZM98 98V99H99ZM131 98V99H130ZM138 98V99H137ZM140 98V99H139ZM234 103L238 100V99H240L239 101L241 102V98H239L238 97V95H237V97L235 96L234 98H232V97H229ZM228 97L227 98H224V99H222V98H219L218 99V101L220 102V103H218V104H216L218 107H222V108H224L225 106H227V107H225L224 108V110H227V109H229L230 107V103L228 104L227 102L228 101H224V100H229L230 101V99H229ZM236 98V99H235ZM73 98H72V100H74ZM104 99V100H103ZM203 99H204V97H203ZM261 99V100H262ZM9 100V99H8ZM20 100V101H19ZM89 100V99H88ZM130 100V101H129ZM134 101V100H136L135 102H132V101ZM148 101V102H145V101ZM22 101V102H21ZM99 101H102V103H104V102H106V103H108L107 105L108 106H106V103H104V104H102L101 106H102V108H104V109H106V108H108L109 110H110V107H112V109H113V107L114 106H112V101L111 100H109V101H107L105 98H101V100L99 99ZM0 102V103H1ZM4 102V103H3ZM9 102H13V104L12 105H14V106H10V104H9ZM90 102H92V100H90ZM115 102H117V100L115 101ZM80 103V102H79ZM101 103V102H100ZM110 103V104H109ZM131 103H136V104H134V105H132ZM217 103V102H216ZM4 104V105H3ZM91 104V103H90ZM114 104V103H113ZM116 104V103H115ZM177 104V102H173L172 103V105H176ZM226 104V105H225ZM3 105V106H2ZM41 105V106H40ZM104 105V106H103ZM111 105V106H110ZM178 105V104H177ZM110 106V107H109ZM39 107H41L42 109L45 107V111L47 112L46 114H48L49 112H51V115L50 116H46V117H44L43 118V120L45 119V121L42 123V121L41 122H38V120L40 121V119H39V114L38 113H41V112H39V111H43L44 113H45V111L44 110H39ZM66 107H68V108H66ZM120 107V106H119ZM119 107H117V108H119ZM147 107V108H146ZM182 107H183V104H182ZM6 108H5V110H6ZM37 108V109H36ZM48 108V107H47ZM53 108V109H52ZM117 108H116V110H117ZM150 108V109H149ZM159 108V109H158ZM185 108V107H184ZM67 109L69 110V112H72V114L73 115H75L74 117H72L70 114H69V117H68V113L69 112H67ZM70 109H72V110H70ZM86 109V108H85ZM108 109H106V110H108ZM111 109V110H112ZM114 109H115V107H114ZM114 109L111 111L110 110V113H115V111H114ZM145 109H146V111H145ZM13 110V109H12ZM38 110V111H37ZM49 112H48V111ZM53 110V111H52ZM57 110V111H56ZM64 110V111H63ZM153 110V111H152ZM205 110V111H204ZM4 111V110H3ZM87 111V110H86ZM114 111V112H113ZM206 111H208L209 113H207ZM260 111H262V112H264V106H262V110H260ZM5 112V111H4ZM11 112V111H10ZM14 112V111H13ZM55 112V113H54ZM63 112V113H62ZM147 112H149L150 114H152L151 115V117L152 116H154V119L156 120V122H155V120L153 121L151 118H149V113H148V115L146 114ZM186 112V111H185ZM226 112H228V113H226ZM0 113H3V112H0ZM36 113L38 114V117L36 116ZM54 113V114H53ZM67 113V114H66ZM261 113V112H260ZM64 114V115H63ZM230 114V115H229ZM262 114V113H261ZM2 115H4V114H2ZM16 115V116H15ZM65 115H67V116H65ZM157 115H158V118H157ZM209 115V116H208ZM11 116V117H10ZM13 116V117H12ZM87 116V117H86ZM90 116V115H89ZM155 116H156V118H155ZM221 116V117H220ZM222 116H225V118H222ZM239 117H241V115H238ZM1 117V116H0ZM4 117V116H3ZM67 117V118H66ZM76 117H78V118H76ZM94 118H95V116H93ZM5 118H6V116H5ZM18 118H16L15 120H19ZM71 118H72V120H71ZM74 118H76V119H74ZM85 118H87V119H85ZM92 118V117H91ZM93 118V119H94ZM220 118H222V120L220 119ZM261 118V117H260ZM38 119V120H37ZM74 119V120H73ZM261 119H264V118H261ZM0 120H2V119H0ZM79 120V121H80ZM212 120V121H211ZM221 120V121H220ZM11 121V122H12ZM73 121H75L74 123H73ZM88 121H90V120H88ZM87 121V122H88ZM92 121V120H91ZM219 121V122H218ZM239 120L236 118V123L238 122ZM252 121V120H251ZM262 121H264V120H262ZM7 122V123H8ZM17 122V121H16ZM95 122H96V120H95ZM165 122V123H166ZM247 122V121H246ZM261 121H259V123H260ZM10 123V122H9ZM8 123V124H9ZM21 123V122H20ZM24 123H22L23 125H25ZM39 123H40V125H39ZM166 123V124H167ZM256 123V122H255ZM11 124V123H10ZM13 124V123H12ZM78 124H81L80 122L78 123ZM84 124V123H83ZM93 124H95L94 122H93ZM96 124H97V122H96ZM163 124V123H162ZM168 124V125H169ZM235 124V123H234ZM261 124V123H260ZM15 124H13V126H14ZM25 125V126H26ZM89 125V128H90V126L92 125V122H91V125H90V123L88 124ZM118 125V126H117ZM4 125H2V127H3ZM40 126V127H39ZM81 126L82 127H84V130H83V128H81ZM115 126V125H114ZM179 126V125H178ZM259 126V125H258ZM261 126L262 127H264V122H262V124H261ZM0 127H1V125H0ZM8 127L11 129L12 128V126L11 125H8ZM46 127V126H45ZM107 127V128H108ZM255 127V126H254ZM262 127H260V128H262ZM8 128V131H11L10 129ZM39 128H42V130L41 129H39ZM89 128H88V130H89ZM119 128V129H118ZM39 129V130H38ZM65 129V130H64ZM78 129L80 130V129H82V130H80V132L78 131ZM236 129V128H235ZM37 130L39 131V132H41V133H39V132H37ZM41 130V131H40ZM103 130V129H102ZM110 129L108 128L107 129V131H109ZM118 130V131H117ZM232 130H234V128L232 129ZM249 130V129H248ZM246 131L245 130V132H247L248 134H246V135H249V131ZM259 130V129H258ZM5 131H6V129H5V127L4 128H1V130H0V136H2L3 134H4V136L6 137V139H7V135H5L6 133H5ZM86 131H87V129H86ZM92 131V130H91ZM97 131V130H96ZM100 131H101V129H100ZM111 131V130H110ZM228 131V133L230 132V134H231V131L230 130H227ZM227 131H225V132H227ZM236 131V130H235ZM234 131V132H235ZM244 131V130H243ZM262 131V130H261ZM27 132V131H26ZM47 132H48V130H47ZM93 132V131H92ZM102 132V131H101ZM154 132V133H153ZM157 132V133H156ZM185 132V131H184ZM257 132V131H256ZM11 132H9L8 133V136H9V134H10ZM32 133H33V136H32ZM40 135H39V134ZM89 133V132H88ZM91 133V132H90ZM111 133V132H110ZM29 134V133H28ZM98 134H100V133H98ZM102 134V133H101ZM101 134L99 135L100 136V138H101ZM155 136H153V135ZM237 134V133H236ZM236 134L232 137L231 135H229V137L230 138H228L227 139V141L229 140V143H231L230 145H231V147L233 146L232 144L234 143H236V142H242L244 139H246V135L244 134V132H243V134L245 135H243L242 137L241 136H239V134H238V137L236 136ZM260 134V133H259ZM262 134H264V133H262ZM46 135V134H45ZM80 135H81V137H80ZM91 135V134H90ZM97 135V134H96ZM95 135V136H96ZM103 135V134H102ZM110 135H112V133L110 134ZM154 137V142L151 140L152 138V136ZM158 135V136H157ZM232 135H233V132H232ZM250 135H252V134H250ZM43 136H44V133H43ZM84 136V135H83ZM85 136L88 138V136L86 135V133H85ZM94 136V137H95ZM98 136V135H97ZM236 136V137H235ZM35 137H36V139H35ZM92 136H89V140H87V143H89V142H91L90 140H93V137L91 138ZM104 137L106 138V136H104L103 135V139H104ZM111 138L113 137V136H110ZM241 137V138H240ZM1 138V137H0ZM2 138H4V137H2ZM87 138H84L85 140L87 139ZM244 138V139H243ZM248 138H250V136H247V139ZM41 139V138H40ZM45 139H47V138H45ZM50 139V138H49ZM84 139H82V140H84ZM103 139H101V140H103ZM115 139H113L114 140V142H115ZM155 139H156V141H155ZM48 140V139H47ZM69 140V141H68ZM84 140V141H85ZM105 140V139H104ZM197 140V141H196ZM230 140H231V142H230ZM242 140V141H241ZM37 141V142H36ZM81 141V140H80ZM147 141H149V142H147ZM196 141V142H195ZM39 142V143H38ZM61 142V141H60ZM82 142V141H81ZM151 142V143H150ZM153 142V143H152ZM194 142V143H193ZM37 143V144H36ZM86 143V142H85ZM122 143V144H121ZM149 143V144H148ZM117 144V143H116ZM194 144V145H193ZM36 145V146H35ZM37 145H39V146H37ZM119 145V146H120ZM130 145V146H129ZM131 145H133L132 147H131ZM136 146V150H138L139 149V151H141L142 150V148H140V147H142V146ZM229 145V146H230ZM71 148H72V145H69ZM24 147V146H23ZM37 148V149H36ZM189 148V149H190ZM234 148H236V147H232V149H233V151L232 150H230L231 148H229L228 150H230L231 152H234L235 150H234ZM31 149V150H30ZM36 149V150H35ZM141 149V150H140ZM195 149H198L197 147L195 148ZM194 150V149H193ZM37 152V154H36V152ZM190 152H191V150H189ZM194 152V151H193ZM198 152V151H197ZM230 152V154H231V156L233 157L234 155H236V152L234 153V154H232ZM1 153V155L0 156H2V153H4V152H0ZM195 153H196V151H195ZM8 154V153H7ZM3 155V158H5L6 156H7V158L8 159H6V160H10L9 159V157H11V155ZM202 154V153H201ZM204 154V156H202ZM201 156H202V160L201 161H204V162H206V163H208V162H211V163H215V164H217L219 161H221V160H223L224 159V155H223V153H221V152H213V153H203ZM34 155H33V157H34ZM40 155V154H39ZM32 156V155H31ZM36 157H38V155L36 156ZM41 157V156H40ZM39 157V158H40ZM235 157V156H234ZM0 158H2V157H0ZM2 158V159H3ZM42 158V157H41ZM5 159H4V161H5ZM14 159V158H13ZM31 159H32V157H31ZM34 159V158H33ZM36 160V159H35ZM35 160H33V161H35ZM4 161H3V163H4ZM14 161V160H13ZM12 161V162H13ZM6 162V166H7V161H5ZM11 162V161H10ZM5 164V163H4ZM3 164V165H4ZM18 165H20L21 166V164H18ZM0 167H1V160H0ZM3 167H5V166H3ZM3 167H1L0 168V180H3L4 178H5V175H7V172L5 173V170H8L9 169V166H7V168L4 170V168ZM202 168H201V166H197L196 167V175L197 176H199V177H202L203 176V171L201 170ZM4 171V172H3ZM3 172V173H2ZM5 173V174H4ZM3 174V175H2ZM11 175V174H10ZM2 176H4V178L2 177ZM11 176H13V175H11ZM15 176V175H14ZM20 175H18V177H19ZM7 177V176H6ZM8 177H9V172H8ZM7 177V180H5L3 183L5 184L7 181H8V179H11V178H8ZM16 177H17V175H16ZM17 177V178H18ZM20 177H21V179H20ZM19 177V179H17L18 181H22V179H23V181L24 180H26V179H24V177H22V176H20ZM15 178V177H14ZM93 178H95V177H93ZM13 179V178H12ZM86 179L88 180V178H87V176H86ZM85 179V181H87ZM90 179V178H89ZM97 179V178H96ZM103 179H105V178H103ZM14 180V179H13ZM15 180H16V178H15ZM16 180V181H17ZM29 180V179H28ZM81 180H83V178H81ZM90 180H94V179H90ZM101 180V181H100ZM65 181V180H64ZM98 181H100L101 183H102V179H99ZM98 181L96 180V182L98 183ZM106 182L108 181L107 179L105 180ZM8 182H10V184H11V180H9ZM13 183L15 182V181H12ZM28 182V181H27ZM26 182V183H27ZM66 182V181H65ZM64 182V183H65ZM88 182V181H87ZM92 182V181H91ZM2 183V182H1ZM12 183V184H13ZM19 183V182H18ZM22 183H25V181L24 182H22ZM21 183V184H22ZM31 183V181H29V183L28 184H30ZM62 183V182H61ZM60 183V184H61ZM103 183H104V181H103ZM108 183V182H107ZM110 183V182H109ZM59 184V185H60ZM91 184H93V183H91ZM90 184V182H89V185H91ZM3 185V184H2ZM1 184H0V188L2 187L3 188V186H2ZM7 185V184H6ZM15 185H17V184H15ZM59 185H57V190H56V192H58L57 194H58V196H56L57 197V200H59L60 201V203H59V205L61 204V207L58 205V203L56 204V205H58V207L60 208V210L61 211H63V214L66 216V213H67V216H68V218H67V216L65 217V216H63L66 220H63L65 223H67V225L68 224H70V225H72L73 224V222H74V224L75 223H80V221L77 219L78 218V216L76 215L75 216V214H77V212L79 211H76L77 209L75 208L76 207V205H78L77 203H75L74 204V202L72 203L71 201L70 202H68V200H69V198H67L68 196H67V189L65 190L62 186H63V184H62V186H60L59 188H58V186ZM96 185V184H95ZM233 184H231V186H232ZM5 186V185H4ZM22 186V185H21ZM21 186H20V188H21ZM25 187L27 186V184H25L24 185ZM86 186V188H89L90 187V192H92L93 190H94V186H88L87 187V185H85ZM85 186H83L84 188H85ZM97 186V185H96ZM119 186V185H118ZM117 186V187H118ZM120 186H122V185H120ZM7 187V186H6ZM23 187V186H22ZM25 187H24V189H25ZM33 187V186H32ZM116 187V188H117ZM234 187V186H233ZM2 188L0 189L2 192H4L5 190H4V188H3V190H2ZM17 188L19 189V185H17ZM93 188V189H92ZM96 188H98V187H96ZM99 188H101V187H99ZM119 188H121V187H119ZM124 187L122 186V188L120 189V191H122V189H123ZM230 188V191L232 192V187H229ZM23 189V188H22ZM31 189V188H30ZM223 188H219V189H217L216 191L218 192L219 190V194H220V192H221V194L223 193V190H222ZM12 190V189H11ZM11 190H9L10 192H11ZM17 190V189H16ZM15 190V191H16ZM20 191H21V189H19ZM96 191H98L97 189H95ZM95 190L93 191V192H95ZM174 190V188L173 189H171V188H168V187H164L163 189H162V192L160 193V196L158 197V199L156 200V199H153V201H150V204H151V209L152 210H154V211H156V212H159L163 207H165V206H168L169 208H170V211L172 212L173 210L172 209H174L175 208V204H176V207H177V204L179 203V201H176L177 200V197L175 196V192L173 191ZM206 190V189H205ZM203 190L202 191V194L204 195V197L207 199V198H209L210 196H212V195H209V193H211L210 192V190L208 191V190ZM234 190V189H233ZM28 191V190H27ZM33 191V190H32ZM36 191V190H35ZM55 191V190H54ZM101 191H102V189H101ZM118 191H119V189H118ZM120 191H119V193H120ZM13 192V191H12ZM11 192V193H12ZM17 192V191H16ZM19 192V191H18ZM22 192V191H21ZM20 192V193H21ZM29 193H30V191H28ZM88 192H89V190H88ZM7 193V192H6ZM69 193V192H68ZM75 193H77L78 194V192H75ZM0 194H2V193H0ZM16 194V193H15ZM24 194H26L25 193V191H24ZM28 194V193H27ZM26 194V195H27ZM43 195H41L40 196V198L38 199V200H40V203H42L46 208H47V210L49 211V212H55L56 211V209L54 208L55 207V205H54V201L55 202H59V201H56V200H54L56 197H52V196H54L55 194H51V193H49V192H47V194L46 193H42ZM76 194V195H77ZM84 195V197H82L81 196V203H82V205H81V203H80V207L79 208H81L82 209V207L87 203H89V205H85L86 207L87 206H92L93 205V202H94V205L93 206H96V208H95V210L97 209V210H100L101 208H102V210L104 211V213H102L103 214V216L102 217H104L105 215H106V218L103 220V219H101V221H105V222H102V224H101V222H100V224L101 225H96V226H94L95 225V219L94 220H92L93 221V223H91V227H89V229L91 228V229H93V230H91L90 229V231L92 232V231H95V232H92L93 233V235H95V234H97L96 232H98L99 234H100V231H101V233L102 234H108L109 235V233L107 232V233H103L102 232V230H105V231H107L108 229H110V227L112 228V227H115L116 228V224H113V223H119L120 224V226H117L118 228L120 227V230H121V234H122V232H124L125 233V231H127V230H130L128 233L130 234V232H131V234H132V232L134 233L135 231H136V233L138 232L139 233V228H140V226H139V224L138 223H140V221H139V219H136V221H139V222H134V221H132V217H133V214H132V217H130L129 216V214H130V210L128 211V210H125V209H114V208H112L109 204L110 203H105L104 204V201H100V202H98L97 201V199H95V197H91V196H93V195H91V193H90V195L91 196H88L89 195V193L86 195L85 193H83ZM93 194V193H92ZM95 194V193H94ZM6 195H9L8 193L6 194ZM18 195V194H17ZM21 195V194H20ZM33 195V194H32ZM32 195H31V193H30V196L31 197H29V198H33L32 197ZM52 195V196H51ZM71 195H72V193H71ZM73 195H75V194H73ZM206 195H209V197H207ZM13 196V195H12ZM21 196H23V194L21 195ZM35 196V195H34ZM224 196V195H223ZM8 197V196H7ZM20 197V196H19ZM27 197V196H26ZM37 197V196H36ZM39 197V196H38ZM22 198V200H24V199H26V201H27V199L28 198H24L23 199V197H21ZM20 198V199H21ZM35 198V197H34ZM33 198V199H34ZM6 199H7V201H6ZM13 199H14V197H13ZM19 199V198H18ZM32 199V200H33ZM92 199H94V200H92ZM210 199V198H209ZM213 199H215V198H213ZM0 200H5V201H3L2 203H4L5 202V206H4V210H3V207H2V210L4 211H2L3 213H7V215L5 214L4 216H7V217H9L8 216V210L9 209H7V212H6V210H5V207L6 208H13V207H16V205L18 204V205H20V206H22L21 204H23V203H17V199L15 198V200H12V197H8V198H5L4 197V199H0ZM92 200V201H91ZM96 200V201H95ZM17 203V204H15V202ZM207 201V200H206ZM210 201L211 200H208L207 202L208 203H210ZM19 202V201H18ZM23 202H25V201H23ZM30 203H31V200L29 201ZM28 202V203H29ZM34 203H35V201H33ZM32 202V203H33ZM98 202V204H96V203ZM103 202V204L101 205L100 203H102ZM106 202V201H105ZM212 202V204L214 205V203H213V201H211ZM1 203V202H0ZM1 203V204H2ZM29 203V204H30ZM37 203V202H36ZM71 203V204H70ZM92 203V204H91ZM193 203H195V204H197V201H196V199L195 198H193ZM72 204H74L75 206H73ZM96 204V205H95ZM211 204V203H210ZM13 205H15V206H13ZM28 205V204H27ZM30 205H33V204H30ZM30 205H28V206H30ZM70 205H72V206H70ZM98 205V206H97ZM101 205V206H100ZM105 205H107L106 207H104ZM109 205V206H108ZM198 205V204H197ZM212 205V206H213ZM19 206V207H20ZM26 206V205H25ZM79 206V205H78ZM78 206H77V208H78ZM92 206V207H93ZM207 206H209L210 207V205L208 204ZM19 207H16L17 209L19 208ZM23 207V206H22ZM57 207V206H56ZM57 207V208H58ZM97 207H99V208H97ZM150 207V206H149ZM219 207H221V206H219ZM29 208V207H28ZM104 208V209H103ZM224 208V207H223ZM10 209V210H11ZM31 209V208H30ZM43 209V208H42ZM220 210H222V207L221 208H219ZM21 210H23L22 208L20 209V211ZM29 210V209H28ZM27 210V211H28ZM72 210V211H71ZM101 210V211H102ZM121 210V211H120ZM197 210H198V213L200 214L199 215V217H200V221L203 223V225H205V221H207L206 222V224L208 223V220L207 219H210V221H212V219H213V217L211 216V214H209V213H207L206 211H204V207H202V205L200 206V205H198L197 206ZM25 211H26V208H25ZM25 211L23 212V213H25ZM26 211V212H27ZM39 211V210H38ZM42 210H40V212H41ZM59 211V210H58ZM61 211H59L58 212V214L61 212ZM76 211V212H75ZM102 211V212H103ZM12 211H10L9 212V214L11 213ZM29 213H30V211H28ZM43 212H45V209H43ZM65 212V213H64ZM74 214H73V213ZM132 213H134L133 212V210L131 211ZM22 213V214H23ZM56 213H57V211H56ZM62 213V212H61ZM173 213V212H172ZM44 214V213H43ZM105 214V215H104ZM3 215V214H2ZM20 215H21V213H20ZM54 215V214H53ZM76 217V219L78 220V222H75L74 221V219H75V217ZM78 215H79V213H78ZM153 217H154V215L153 214H151ZM171 215H173V214H171ZM170 215V216H171ZM254 215H255V213H254ZM4 216H2V217H4ZM70 216L71 217H73V218H71V219H73V221L72 220H69L70 222L68 223V219H70ZM80 216V215H79ZM216 216H217V214H216ZM232 216V215H231ZM255 216H257V213H256V215ZM7 217H5V219L7 218ZM215 217V216H214ZM220 217V218H219ZM219 217H217V223H218V226L220 225V226H222V224H223V227L225 226V224H226V222L224 221V218L223 219H221V216H219ZM34 218V217H33ZM52 218V217H51ZM81 218V217H80ZM85 218V217H84ZM132 218V219H131ZM138 218V217H137ZM231 218V217H230ZM5 219H2L1 220V222L2 221H4ZM83 219V218H82ZM86 219V218H85ZM9 220V219H8ZM134 220V219H133ZM62 221V222H63ZM82 221V220H81ZM229 221H231L230 219H229ZM6 221H4V223H5ZM72 222V223H71ZM99 222V221H98ZM97 221H96V223H98ZM228 222V221H227ZM7 223V222H6ZM5 223V224H6ZM35 223V222H34ZM64 223V224H65ZM113 225H115V226H111L112 224ZM134 223V224H133ZM214 223V222H213ZM232 224H230L231 226V230H230V228H229V231H232V233L234 232V233H236V232H238L237 231V229H236V224L234 223V222H231ZM7 224H9V223H7ZM11 224V223H10ZM74 224H73V227H74ZM93 224V225H92ZM104 224H105V226H104ZM108 224H110V226L108 227L107 225ZM119 224H117V225H119ZM172 225H173V223H171ZM170 224V226L168 225V227H171L172 225ZM209 224V223H208ZM207 224V225H208ZM34 225V224H33ZM41 225V224H40ZM40 225L37 227V228H39L40 227ZM66 225V226H67ZM77 225V224H76ZM141 225V224H140ZM166 224H157V225H155L154 226V228L151 230V229H147V226H145L144 225V227L147 229V231H146V233H147V235H149V237L151 238V239H160L161 241H157V242H155L154 241V246L156 245H158L159 243L158 242H160L162 245H163V243H165L162 239L164 238H168L170 235H168L165 231H164V229H165V227L167 228V225L165 226ZM174 225H175V223H174ZM173 225V227L172 228H175V226ZM178 224H176V226H177ZM207 225H206V227H207ZM210 225V224H209ZM217 225V224H216ZM255 225V224H254ZM8 227L7 228H9V225H7ZM13 226V225H12ZM12 226H10L11 227V229H13L12 228ZM69 226V225H68ZM102 226V227H101ZM213 226H215V224L213 225ZM216 227L217 229H216V232L214 231H210L209 232V242L212 240L211 238H214V237H216V236H220V234L222 233V229H220L219 227ZM256 227H257V225H255ZM14 227H16V226H14ZM28 227V228H27ZM27 229H29V228H31L30 227V223H29V225L27 224ZM71 227V229H75V228H73L72 226H70ZM252 227H254L253 225H252ZM251 227V228H252ZM256 227H254V228H256ZM259 227V226H258ZM35 229H33L31 232H33L34 230L36 231V225H35V227H34ZM41 228V227H40ZM103 228V229H102ZM114 228V229H115ZM171 228V229H172ZM180 229V227L178 226V227H176L175 229L176 230H174V232L175 231H178V232H175V234H176V236H178L177 235V233L179 234L180 232H179V229ZM254 228H252L251 229V231L253 232V234L254 235H256L257 236V238H256V236H255V242H256V244H255V247H254V249H256L255 250V253H256V257H258V256H260L259 257V259H257L258 260V262L260 263V258L262 257V258H264V250H262V248H264V247H262V248H260V251L258 252V246L259 245H262V244H264V235H259L258 233H255L256 231H254ZM262 228V227H261ZM260 228V229H261ZM113 229V230H114ZM117 229V228H116ZM115 229V230H116ZM16 230V229H15ZM29 230H31V229H29ZM113 230H111V232L110 233H112V234H114L113 236H115V239H117V237L116 236H118V238H120V240H121V237H120V233L118 232V231H120V230H116V231H113ZM132 230V231H131ZM138 230V231H137ZM89 231V232H90ZM114 233H113V232ZM262 231H264V230H262ZM37 232H39V230L37 231ZM174 232L172 233V234H174ZM260 232V231H259ZM128 233L126 234V235H128ZM262 233H264V232H262ZM174 234V235H175ZM238 234V233H237ZM98 235V234H97ZM107 235V238H109L110 237V235L108 236ZM123 235V234H122ZM173 235V236H174ZM232 235H234V234H232ZM89 236V235H88ZM101 236V235H100ZM100 236H96V238H98V237H100ZM103 236V235H102ZM113 236H111V237H113ZM124 236H125V234H124ZM124 236H122V237H124ZM176 236H174V237H176ZM259 236V237H258ZM90 237H93V236H91V234H90ZM89 237V238H90ZM95 237V236H94ZM93 237V238H94ZM104 237V236H103ZM105 237H106V235H105ZM104 237V239H103V241L102 242H104L105 243V241L104 240H106V247L109 249V247H108V245H112V244H110L111 242L113 243V240L111 239V238H109V240H111L109 243H108V241H107V239ZM179 237H180V235H179ZM125 238V237H124ZM95 239V238H94ZM99 239V238H98ZM113 239H114V237H113ZM114 239V240H115ZM123 239V238H122ZM130 240V239H129ZM129 240H127V237H126V240L124 239V241H123V245H122V247H123V249H124V251H126V252H131V251H134V250H137L138 249V247H137V243L136 242H134V241H129ZM168 240V239H167ZM257 240V241H256ZM91 241H94L93 239L91 240ZM90 241V242H91ZM89 242V243H90ZM96 242H98V241H96ZM102 242H98V243H94L95 245H99V247H103V248H105V246H104V243L102 244ZM152 242H153V240H152ZM163 242V243H162ZM168 242V241H167ZM165 243V244H169V242L168 243ZM259 244H258V243ZM93 243V242H92ZM210 243H212V242H210ZM94 244H91V245H94ZM165 244L162 246L163 248H161L162 249V252L161 253H163V256L165 257V258H170V255L172 254L173 255V257H171V259L172 258H174V257H176V258H178L177 256H178V254H174V253H172V252H170L169 251V248H168V246L166 245L165 246ZM155 246V247H156ZM212 246H213V243H212ZM175 247V246H174ZM215 247V246H214ZM56 249H57V247H55ZM55 248H53V250L56 252V249ZM212 248V247H211ZM65 249V248H64ZM158 249V248H157ZM69 251H70V249H69ZM73 251V250H72ZM49 253H51L50 251H48ZM60 252V251H59ZM65 252H66V250H65ZM65 252H63L60 256L62 257V255L64 254H66ZM47 253V252H46ZM69 253V252H68ZM70 254H73V253H70ZM45 255H48V253L47 254H45ZM63 255V258L65 257V259H66V255H67V258H68V254H66L65 256ZM57 256V255H56ZM70 256V255H69ZM50 257V256H49ZM61 257H59L60 259H61ZM70 258H71V256H70ZM69 258V259H70ZM261 258V259H262ZM51 259V258H50ZM56 259V258H55ZM65 259H63V260H65ZM52 260H53V258H52ZM62 260V259H61ZM66 260H68V259H66ZM24 261V260H23ZM22 262V261H21ZM262 262H264V260H262ZM135 263L136 264H139V260H135ZM256 264V263H255ZM262 264H264V263H262Z\"/></svg>",
    "mask_w": 264,
    "mask_h": 264
}]
</instances>
